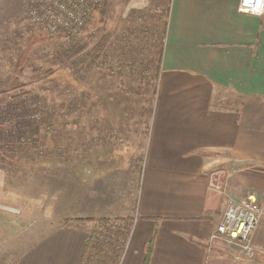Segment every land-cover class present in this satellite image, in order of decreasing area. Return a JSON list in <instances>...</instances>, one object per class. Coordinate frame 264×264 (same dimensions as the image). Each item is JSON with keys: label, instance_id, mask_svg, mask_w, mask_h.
<instances>
[{"label": "crops", "instance_id": "0c3cea01", "mask_svg": "<svg viewBox=\"0 0 264 264\" xmlns=\"http://www.w3.org/2000/svg\"><path fill=\"white\" fill-rule=\"evenodd\" d=\"M238 3L168 0L158 100L163 106L173 103L177 112L98 113L112 128L101 127L98 137L100 145L110 146L107 151L115 157L146 153L150 170L143 177L136 222H120L126 215L108 206L104 188L102 207L90 206L93 197L81 177L92 166H81L83 173L74 171L76 183L69 184L67 216L53 214L38 231L25 233L13 264H81L90 235L96 262L109 255L113 264H264V15L241 13ZM99 163L115 169L117 179L116 169L126 164ZM106 178L100 175L102 187ZM10 187L0 168L1 219L21 214L13 208ZM249 195L261 209L251 236L252 259L236 245L211 239L227 200Z\"/></svg>", "mask_w": 264, "mask_h": 264}, {"label": "rangeland", "instance_id": "374dc122", "mask_svg": "<svg viewBox=\"0 0 264 264\" xmlns=\"http://www.w3.org/2000/svg\"><path fill=\"white\" fill-rule=\"evenodd\" d=\"M136 4L140 7L135 8ZM167 6L168 0H100L92 19L85 18L90 23L84 31L74 39L64 40L48 39L41 29H31L23 0H0V101H8L17 92L32 90L40 99V105L54 114L42 126L39 148L31 154L24 150L19 157L30 156L35 165L29 163L26 166L21 160L13 162L19 165L12 162L5 165L16 206L13 208L21 210L26 219L12 212L5 214L3 219L0 217V264H13L24 248L22 236L38 231L42 220L52 219L53 214L67 216L69 184L76 183L73 172L80 170L83 173L86 166L92 168H86L81 178L82 183H88L87 195L93 197L90 206L102 207L99 194L102 191L105 196L104 188L108 191V206L117 207L126 215L121 223L133 224L138 219L141 185L150 170L145 167L146 153H123L115 157V153L107 151L109 145L98 143L101 127L112 130L99 118L98 113L102 112L100 96L114 94L109 110L122 112L130 103V97L136 112L151 115L162 111L177 112L173 103L167 102L163 106L158 100L163 95L158 87L160 68L157 80L151 73L157 62V39L161 36ZM148 26L150 29L147 30ZM154 29L156 31L152 32ZM105 34L112 36L111 43L115 42V47L111 48L110 44L106 50L107 67L113 66L107 75H104L107 69L98 66L71 73L69 62L54 63V55L64 44L71 41L84 43L87 51ZM146 61L149 71L145 67ZM36 70L40 71L34 73ZM107 84L113 87V93L106 92L104 85ZM132 95L140 98L139 102ZM41 159H46L48 166L36 165ZM104 159L126 162L125 167L116 169L121 174L118 179L115 169L98 167ZM100 175L107 177L103 187ZM139 179L141 183L137 185ZM135 187L137 193L133 191ZM92 216L96 215L92 213Z\"/></svg>", "mask_w": 264, "mask_h": 264}, {"label": "trees", "instance_id": "16d2710c", "mask_svg": "<svg viewBox=\"0 0 264 264\" xmlns=\"http://www.w3.org/2000/svg\"><path fill=\"white\" fill-rule=\"evenodd\" d=\"M100 5V0H97L95 10L98 9ZM94 14V13H93ZM92 19V16L91 18ZM94 20V19H93ZM29 25V22H27ZM90 23L88 21L87 25ZM27 25V26H28ZM31 29L36 28L33 25H29ZM28 28V27H27ZM156 30V29H155ZM84 31V29H83ZM81 34V33H80ZM48 39L62 38L64 40L74 39L76 36H66L61 32L57 33H47ZM42 40V39H41ZM40 40V41H41ZM39 41V42H40ZM112 36L109 34L102 35L99 40L87 51L84 50L85 44L79 43L76 41H71L65 46L57 50L56 54L53 57L54 63L63 64L69 62V70L71 73H77L80 70H90L93 66H98L100 69H107L104 75H107L108 70L111 71L113 67H107L108 57L106 50L111 44V48L115 47V42H112ZM157 62L153 71L151 72L154 75V78L157 80L158 72L160 68V60L162 56V33L159 39H157ZM155 44V43H154ZM139 45H137V48ZM107 63V64H106ZM148 63L146 61V69L149 71ZM110 66V65H109ZM40 70L33 71L37 73ZM32 73V72H31ZM101 81H106V79H101ZM2 88V87H1ZM15 88V87H14ZM107 93H113V87L110 84L104 85ZM118 92V89L117 91ZM138 102L140 98L132 95ZM114 94H106L100 96L101 102V111L107 112H120V110H109L113 103ZM130 103L126 107H123V111H134L135 105L128 97ZM119 109V106H117ZM128 109V110H127ZM122 111V112H123ZM43 112V113H42ZM54 114H50L46 109L40 105V99L35 95L32 90L20 91L11 95L8 101H0V168L6 171V164H15L19 160L24 161L22 164L28 166L35 165L32 162L31 157L21 159L20 155H23L24 150H29L31 152L36 151L41 143V130L42 126L49 122ZM26 153H29L25 151ZM39 154L42 152L39 150ZM111 153V152H110ZM14 160L16 161L15 163ZM7 162V163H6ZM46 159H41L36 163V165L48 166ZM6 165V166H5ZM16 165H19L16 163ZM75 171V170H74ZM69 194V193H68ZM79 220V219H78ZM90 220V219H88ZM97 222H100L101 219H96ZM104 221V220H103ZM105 222V221H104ZM95 238L92 235L87 236L85 239V252L81 264H113V260L109 255H104L99 257L96 263L94 256L91 253V248L94 244ZM151 250V244H148L147 248V258ZM109 250L108 252H110ZM111 253V252H110Z\"/></svg>", "mask_w": 264, "mask_h": 264}, {"label": "built area", "instance_id": "2783aa9c", "mask_svg": "<svg viewBox=\"0 0 264 264\" xmlns=\"http://www.w3.org/2000/svg\"><path fill=\"white\" fill-rule=\"evenodd\" d=\"M30 25L45 33L61 32L78 36L95 12L97 0H23ZM238 10L254 16L264 15V0H239ZM260 206L252 195L242 200L228 199L222 217L211 239L226 246H238L247 259H252L255 249L251 236L260 218Z\"/></svg>", "mask_w": 264, "mask_h": 264}]
</instances>
